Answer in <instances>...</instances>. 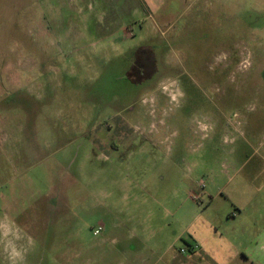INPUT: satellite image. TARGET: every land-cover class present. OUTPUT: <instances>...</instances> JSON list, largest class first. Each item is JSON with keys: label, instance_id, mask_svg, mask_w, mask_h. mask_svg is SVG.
Segmentation results:
<instances>
[{"label": "rangeland", "instance_id": "374dc122", "mask_svg": "<svg viewBox=\"0 0 264 264\" xmlns=\"http://www.w3.org/2000/svg\"><path fill=\"white\" fill-rule=\"evenodd\" d=\"M199 227L264 250V0H0V264H164Z\"/></svg>", "mask_w": 264, "mask_h": 264}, {"label": "crops", "instance_id": "0c3cea01", "mask_svg": "<svg viewBox=\"0 0 264 264\" xmlns=\"http://www.w3.org/2000/svg\"><path fill=\"white\" fill-rule=\"evenodd\" d=\"M205 229L206 227H199L196 230H191L192 241L185 242V246L197 244L199 246L197 252L191 255L175 254L171 260L164 264H235L236 261V264L239 263L238 261L247 264H264V250L242 252V249L225 247L226 242H228L226 239L224 240L226 242H222V237L218 238L215 234L211 235ZM262 238H264V234ZM139 241L148 251L153 252L147 247L144 238H140ZM168 248L170 247L168 246ZM166 252L167 249H164V254ZM148 260L143 258L139 264H149ZM133 264L137 263L134 262Z\"/></svg>", "mask_w": 264, "mask_h": 264}, {"label": "built area", "instance_id": "2783aa9c", "mask_svg": "<svg viewBox=\"0 0 264 264\" xmlns=\"http://www.w3.org/2000/svg\"><path fill=\"white\" fill-rule=\"evenodd\" d=\"M100 230H101L100 226L95 228L93 230V235L94 236L99 235ZM198 248H199V246L197 244H191V245L185 246L183 248H180L179 253L183 254V255H191V254H194L195 252H197Z\"/></svg>", "mask_w": 264, "mask_h": 264}, {"label": "flooded vegetation", "instance_id": "af4514ba", "mask_svg": "<svg viewBox=\"0 0 264 264\" xmlns=\"http://www.w3.org/2000/svg\"><path fill=\"white\" fill-rule=\"evenodd\" d=\"M135 54H136V52H135ZM136 56V55H135ZM145 58H147V56L145 57ZM139 63V61H136V65ZM146 66V62H142V65L141 66H137L136 67V71L137 72H139V74L141 75V76H144L145 75V71H141L142 69H143V67H145ZM141 71V72H140ZM126 76H125V78L128 80V81H130L131 83H142L143 81H146L147 79H150L151 78V76H146L145 78H143V81H141V82H133V81H131L130 80V78H129V76H128V72H126V74H125ZM152 75H153V73H152Z\"/></svg>", "mask_w": 264, "mask_h": 264}]
</instances>
